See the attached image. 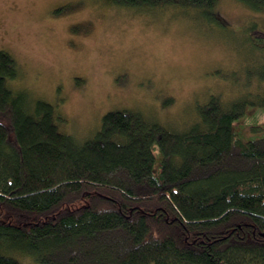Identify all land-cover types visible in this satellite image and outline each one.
<instances>
[{"label":"trees","instance_id":"obj_1","mask_svg":"<svg viewBox=\"0 0 264 264\" xmlns=\"http://www.w3.org/2000/svg\"><path fill=\"white\" fill-rule=\"evenodd\" d=\"M99 1L198 8L224 27L217 0ZM246 30L264 51V30ZM19 74L0 49V264H264V135L234 128L247 99L211 93L182 129L112 109L79 139L8 83Z\"/></svg>","mask_w":264,"mask_h":264},{"label":"rangeland","instance_id":"obj_2","mask_svg":"<svg viewBox=\"0 0 264 264\" xmlns=\"http://www.w3.org/2000/svg\"><path fill=\"white\" fill-rule=\"evenodd\" d=\"M215 8L224 27L193 7L0 0V49L20 69L8 83L53 104L79 139L121 108L182 129L211 93L247 99L234 128L264 135V51L249 47L246 30H264V12L236 0Z\"/></svg>","mask_w":264,"mask_h":264}]
</instances>
